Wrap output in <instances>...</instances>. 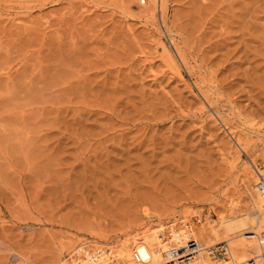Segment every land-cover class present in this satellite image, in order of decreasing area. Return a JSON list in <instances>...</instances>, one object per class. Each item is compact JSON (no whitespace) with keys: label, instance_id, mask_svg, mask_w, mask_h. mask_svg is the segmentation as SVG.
<instances>
[{"label":"rangeland","instance_id":"obj_1","mask_svg":"<svg viewBox=\"0 0 264 264\" xmlns=\"http://www.w3.org/2000/svg\"><path fill=\"white\" fill-rule=\"evenodd\" d=\"M140 6L0 0V264H122L130 234L162 253L248 207L264 170V0ZM24 77L34 99L9 88Z\"/></svg>","mask_w":264,"mask_h":264},{"label":"bare ground","instance_id":"obj_2","mask_svg":"<svg viewBox=\"0 0 264 264\" xmlns=\"http://www.w3.org/2000/svg\"><path fill=\"white\" fill-rule=\"evenodd\" d=\"M165 3H166V0H145L144 3L141 4V6H140L141 7V14L143 16H153L156 13L163 14V12L165 10ZM247 12H250V11L247 10ZM251 13H254V12H251ZM247 15H246V17H247ZM243 16H245V14ZM238 17L241 18L242 16L240 17V15H239ZM253 18H252V20H253ZM252 20L250 22H252ZM240 21H241V19H240ZM248 21H246V23H248ZM236 23H237V21H236ZM240 25H243V24H240ZM240 25H238V26H240ZM244 25H246V24H244ZM250 25H251V23H250ZM240 27H242V26H240ZM242 29H244V28H242ZM246 30H248L247 27H246ZM245 33H246V31H245ZM248 34H249V32H247L246 35H248ZM54 55H55V52H54ZM58 55H59V53H58ZM58 55H56V56H58ZM54 57L55 56H53V58ZM58 58H60V56H58ZM58 58L56 60H58ZM47 59H48V61H49V59H50V61L54 60V59H52V56H50V58L48 57ZM58 65H57V67L55 66L57 68V70L59 68ZM47 66L48 65H46L45 68H43V69L45 70L47 68ZM54 68H52V69H54ZM61 68H64V66L62 67V64H61ZM61 68H60V71H61ZM41 70H40V73L42 74L43 70H42V72H41ZM49 70L50 69H47V71H49ZM57 70L54 69L53 72L51 73V74L55 75V78L52 75L54 80L55 79L58 80L60 78V74L62 75V73H60L59 70L58 71ZM54 71L56 72V74ZM50 72L51 71H49V74H50ZM61 72H63V69ZM47 73L48 72H46V73L43 72V74H47ZM41 74H40V76H41ZM19 75H22V73ZM56 75L59 76V78ZM45 76H47V78L49 79L48 81L53 79L52 76L50 79L49 78L50 75H48V74ZM62 76L65 77V74ZM37 77L38 76H36V78ZM24 79H26V77H24L22 79L19 78L18 82L16 79L17 84L23 85L25 83V82H23ZM42 79H44V78L42 77ZM60 79H62V78H60ZM19 80H22L23 83L19 82ZM38 80H39V82L42 81L41 84L45 85L44 83L46 82V79H44L45 81H43V80L40 81V77H39ZM64 80H65V78H64ZM32 81H33V79H32ZM48 81L46 83V86L48 85V83L49 84L51 83L52 85L55 84L54 81L53 82H48ZM35 82H36V79H35ZM64 82H66V81H64ZM60 83H62L61 80H60ZM17 84L15 83L14 85H17ZM33 84H34V82H33ZM37 84H39V83L37 82L36 85ZM52 85H49V87H51ZM67 85H69V84H67ZM81 85L79 84V87L77 86V88L82 89L84 87V89H85V87H87L86 84H85L86 86H84V83L82 85L83 87ZM24 86L25 85H23L21 87L19 86V88H21V90L20 89L18 90V88H17L18 86H15V89H14L13 84L11 86L9 85V88L11 87L10 88L11 90H16L20 94L24 92L27 94L26 95L27 97H28V95L32 96V93H33V95H39L38 90H36L35 86H34L35 88L34 87L32 88V90H31L32 92L29 91L31 86L26 85V87L29 86L30 88L29 87L26 88L25 91L23 90V89H25V88H23ZM44 88L46 89L45 86H44ZM77 88L76 87L73 88L77 92L73 90L72 94L75 92L74 93V95H75L78 92L79 93L81 92V94L83 95V94H86L90 90V89L88 90L87 89L88 87H87L85 89L86 93L85 92L82 93V90L83 91H85V90L84 89H82V90L78 89L77 90ZM10 89H9V91H10ZM60 89H62L61 92L65 90L63 88H60ZM27 90L30 93H28ZM33 90H36L37 92L34 91L35 92V94H34ZM16 91H14V92L16 93ZM10 92L12 93V91H10ZM79 93L76 96H78ZM64 94H62V95H64ZM13 96H16V95H13ZM29 98L34 99V96L29 97ZM31 100L32 99H30L29 101H31ZM75 124H77V123H75ZM79 125H80V123H79ZM83 125H84V123H83ZM80 127L83 128L81 125H80ZM235 140L237 142V145L242 146L241 140L239 138L236 137ZM252 171H253L254 177L252 178V176H251L252 185L249 188V196H250L251 200L249 201L250 203L248 204V207L246 206L247 209H244L246 207H243L242 210H235L233 206H230L229 210L227 211V215L219 217L216 222L211 221V220L208 222L207 229L209 230V232L207 229H205V230H207L206 231L207 233H205L206 237H204V233H202V232H200L201 234H199L200 235L199 237L198 236L191 237L192 239H188V240L184 239L183 236L178 235L175 239L174 247L170 248V249H166L161 253V251L154 248L153 242L156 239V237L154 235L148 233L147 231L143 232L138 237H134L132 234H130L128 236V238L123 239L116 246L115 256L118 257L119 262H121L122 264H196V263H198V264L199 263H203V264H263V258H264V191H262L260 189V185L261 184L264 185V170H260L254 166V168H252ZM198 238H204L205 240H207V242L208 241L212 242V240H213L215 242H212V243H215V244L224 243L222 246L224 247V250L227 254V258L222 259L220 262H211V260L209 259V256H208V255H210V250L207 248H205L206 250H204V248H201L200 242H198V240H199ZM135 253L138 255V260L134 259L133 255ZM210 258L212 259V255H210Z\"/></svg>","mask_w":264,"mask_h":264},{"label":"built area","instance_id":"obj_3","mask_svg":"<svg viewBox=\"0 0 264 264\" xmlns=\"http://www.w3.org/2000/svg\"><path fill=\"white\" fill-rule=\"evenodd\" d=\"M144 1L145 0H138V3L141 5V4H143L144 3ZM260 189L262 190V191H264V185H260ZM134 259H136V260H138V255L135 253L134 255ZM263 264H264V258H263Z\"/></svg>","mask_w":264,"mask_h":264}]
</instances>
